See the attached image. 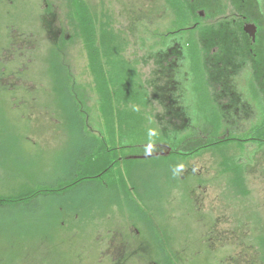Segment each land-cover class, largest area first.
Wrapping results in <instances>:
<instances>
[{
  "label": "rangeland",
  "instance_id": "374dc122",
  "mask_svg": "<svg viewBox=\"0 0 264 264\" xmlns=\"http://www.w3.org/2000/svg\"><path fill=\"white\" fill-rule=\"evenodd\" d=\"M79 1L85 7L76 12L75 0H63L57 16L68 26L53 38L31 1L0 0V42L7 25L28 44L25 57L16 45L10 56L26 66L27 89L18 66H10L17 75L10 79L28 102L0 101V159L7 152L12 159L3 157L0 167V264H40L43 257L52 264L50 246L94 245L110 228L143 240L147 251L151 242L167 244L164 264H264V131L254 130L264 125V102H252L251 115L240 119H205L199 99L191 105L199 118H163L161 92L151 87L162 72L155 81L149 55L181 26L180 12L169 0ZM193 81L205 85L201 74ZM186 84L190 97L193 82ZM125 154L137 158L117 161ZM46 159H59L53 183L36 180L45 177L38 169ZM6 164L29 181L11 182ZM104 168L98 183L69 193ZM208 214L224 235L204 234L197 219ZM79 260L88 263L84 255Z\"/></svg>",
  "mask_w": 264,
  "mask_h": 264
},
{
  "label": "flooded vegetation",
  "instance_id": "af4514ba",
  "mask_svg": "<svg viewBox=\"0 0 264 264\" xmlns=\"http://www.w3.org/2000/svg\"><path fill=\"white\" fill-rule=\"evenodd\" d=\"M30 1L32 2L31 7L34 6V11L39 16L40 24L53 32V38L61 36L63 28L68 26V19L62 20L57 16L60 8L64 7L63 0H26V3ZM169 1L180 12L178 21L181 26L169 30L162 36L163 45L158 47L157 50L154 49L153 53L149 55L153 78L155 79L157 72H162V74L157 75V78L158 81L160 78L163 81L153 83L151 87L161 92L158 97H161L164 103L165 115L163 118L181 119L184 124H186L187 119L199 118V116L195 117L191 113V105L196 100L197 105L201 104L199 99L205 101V108L208 110V113L204 116L205 119H222L221 116L223 119H229L228 116L232 114L237 116L234 119L250 116L252 113L251 103L264 102V0ZM173 1L175 2L173 3ZM82 6L85 7L84 2L75 0L71 9L76 12L83 11ZM5 27L8 29L4 32L5 36L0 42V85L5 87L0 88V101L9 100L11 104L13 99L19 97L20 102L26 105L28 100L26 97L17 96L16 84L10 79V77L16 78L17 76L14 69H12L13 71L10 69V66L12 68L18 66L22 80L20 86L27 89L28 83L23 73L26 66L18 65L15 62L16 57L13 59L10 56L13 57L14 55L11 50H16L18 47V49H21L18 53L25 57L22 50L27 49L28 44L27 41L23 40L25 37L15 35L11 32L9 26L5 25ZM22 33L20 31V34ZM25 62L23 61L22 64H25ZM195 73L203 76L205 85L196 84L193 81V74ZM247 74L251 77L250 81L245 78ZM190 82H193V84H190L192 94L190 97H186L183 89L186 88L187 93L188 84L186 83ZM5 90L6 93L4 94ZM154 90L152 94L154 93L153 97L156 98L157 95ZM19 91L22 92L20 89ZM195 91L198 92L195 94ZM254 117H262V115ZM74 135L71 134L69 137L75 139ZM89 135L94 136L97 140L104 141L102 136L98 138L95 133H89ZM52 139L56 138L52 137ZM104 143L106 144V142ZM105 144L102 145L106 146ZM101 150H105V148ZM9 154L10 152L5 153L3 157L7 155L9 162H11L12 159ZM134 156L136 155L125 154L118 155L116 158H120L117 160L119 161L134 158ZM3 157L0 159V167L4 163ZM37 160L39 162V159ZM50 160L43 161L44 165L39 164L38 171L41 170L42 175L45 177L41 179L37 177L38 182L53 183V178L58 176L56 171L59 168V159L49 163ZM104 169L97 175L84 174L83 179L77 180L71 187H68L71 189L69 193L75 196L81 188H88L90 185L98 183L99 178L102 177L101 175L108 173V170L105 169L104 171ZM4 170L11 182L12 180H18L17 178L29 181V174L18 176L8 172V164H6L3 172ZM101 180L102 183L105 182V179ZM51 189L53 188L40 190ZM38 206L40 207L41 204H38ZM194 208L197 210L199 207L195 206ZM57 216L58 211L54 213L53 217L57 218ZM210 216L209 214L201 215L197 219L199 224L206 226L204 234L213 237L224 235V231L220 229L217 231L218 218ZM61 224L64 225V221ZM232 229L235 230L233 227ZM157 246L160 247L158 250L162 254L157 253ZM66 247L65 250L60 245H52L48 248L54 252V262L52 264H64V259L69 256L73 258L68 261V264H81L79 259L83 255L88 260L87 264H124L134 257L143 259L151 257L147 264H164L165 259L168 257L166 250L171 251L167 244L158 245L155 242H151L147 246V249L150 250L147 251L143 240L134 241L118 228L108 229L103 240L100 239L97 244L75 246L69 243L66 244ZM94 250L97 252L95 254H98V257L90 259L88 255ZM206 253L212 256L211 250ZM19 256H23V254ZM213 258L216 259V255H213ZM30 261L29 257L25 259L26 263ZM47 262L48 260L43 257L40 264H47Z\"/></svg>",
  "mask_w": 264,
  "mask_h": 264
},
{
  "label": "trees",
  "instance_id": "16d2710c",
  "mask_svg": "<svg viewBox=\"0 0 264 264\" xmlns=\"http://www.w3.org/2000/svg\"><path fill=\"white\" fill-rule=\"evenodd\" d=\"M175 1H173L174 3ZM174 5V4H173ZM95 66L97 65L96 63L94 64ZM99 71V70H98ZM255 132L258 133L259 131H264V125L260 126V127H255L254 128Z\"/></svg>",
  "mask_w": 264,
  "mask_h": 264
}]
</instances>
